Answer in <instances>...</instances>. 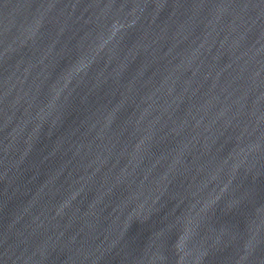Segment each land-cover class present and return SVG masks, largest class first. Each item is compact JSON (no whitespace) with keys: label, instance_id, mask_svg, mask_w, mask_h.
<instances>
[{"label":"water","instance_id":"95a60500","mask_svg":"<svg viewBox=\"0 0 264 264\" xmlns=\"http://www.w3.org/2000/svg\"><path fill=\"white\" fill-rule=\"evenodd\" d=\"M0 264H264V0H0Z\"/></svg>","mask_w":264,"mask_h":264}]
</instances>
